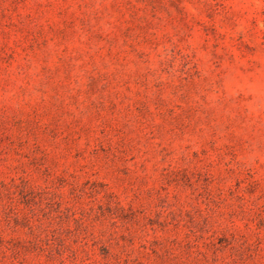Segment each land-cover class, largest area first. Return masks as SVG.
Wrapping results in <instances>:
<instances>
[{
	"label": "rangeland",
	"instance_id": "rangeland-1",
	"mask_svg": "<svg viewBox=\"0 0 264 264\" xmlns=\"http://www.w3.org/2000/svg\"><path fill=\"white\" fill-rule=\"evenodd\" d=\"M0 264H264V0H0Z\"/></svg>",
	"mask_w": 264,
	"mask_h": 264
}]
</instances>
